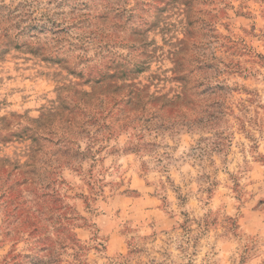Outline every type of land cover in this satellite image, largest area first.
<instances>
[{
	"label": "rangeland",
	"instance_id": "374dc122",
	"mask_svg": "<svg viewBox=\"0 0 264 264\" xmlns=\"http://www.w3.org/2000/svg\"><path fill=\"white\" fill-rule=\"evenodd\" d=\"M2 1L39 27L0 20V186L79 264H264V0Z\"/></svg>",
	"mask_w": 264,
	"mask_h": 264
},
{
	"label": "trees",
	"instance_id": "16d2710c",
	"mask_svg": "<svg viewBox=\"0 0 264 264\" xmlns=\"http://www.w3.org/2000/svg\"><path fill=\"white\" fill-rule=\"evenodd\" d=\"M26 4L11 8L0 0V20L7 23L8 27L18 29L17 35L22 38H30L39 27L37 19L32 17ZM9 190L10 188L5 189L2 182L0 198L6 195L9 198L4 204L7 207L5 223L14 226L19 235L27 233L33 239V248L28 254L10 257L9 262L5 261L4 264H63L61 256L66 250H77L72 255V264H79L78 241L75 235L59 222V218H54L51 209L45 207L46 200H38L25 206V199L21 198V202H18L17 197L11 196ZM33 208L35 209L32 210ZM64 221L68 222L69 219Z\"/></svg>",
	"mask_w": 264,
	"mask_h": 264
}]
</instances>
